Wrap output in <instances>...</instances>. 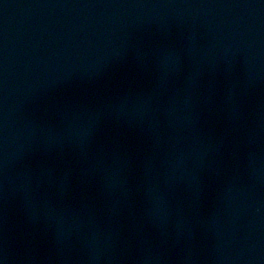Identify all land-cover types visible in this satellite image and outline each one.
<instances>
[{"label": "water", "instance_id": "obj_1", "mask_svg": "<svg viewBox=\"0 0 264 264\" xmlns=\"http://www.w3.org/2000/svg\"><path fill=\"white\" fill-rule=\"evenodd\" d=\"M0 264H264V0H0Z\"/></svg>", "mask_w": 264, "mask_h": 264}]
</instances>
